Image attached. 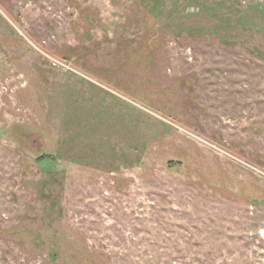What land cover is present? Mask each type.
<instances>
[{"label": "rangeland", "instance_id": "1", "mask_svg": "<svg viewBox=\"0 0 264 264\" xmlns=\"http://www.w3.org/2000/svg\"><path fill=\"white\" fill-rule=\"evenodd\" d=\"M0 264H264V0H0Z\"/></svg>", "mask_w": 264, "mask_h": 264}]
</instances>
